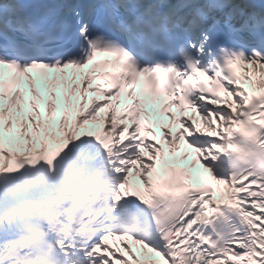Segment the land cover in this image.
I'll return each mask as SVG.
<instances>
[{"label": "snow or ice", "instance_id": "obj_1", "mask_svg": "<svg viewBox=\"0 0 264 264\" xmlns=\"http://www.w3.org/2000/svg\"><path fill=\"white\" fill-rule=\"evenodd\" d=\"M0 264H264V0H0Z\"/></svg>", "mask_w": 264, "mask_h": 264}]
</instances>
